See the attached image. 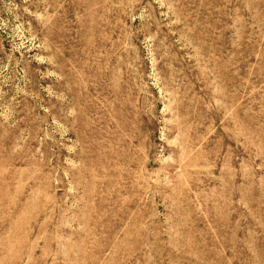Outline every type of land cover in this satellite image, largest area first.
Wrapping results in <instances>:
<instances>
[{"label": "rangeland", "instance_id": "1", "mask_svg": "<svg viewBox=\"0 0 264 264\" xmlns=\"http://www.w3.org/2000/svg\"><path fill=\"white\" fill-rule=\"evenodd\" d=\"M0 264H264V0H0Z\"/></svg>", "mask_w": 264, "mask_h": 264}]
</instances>
